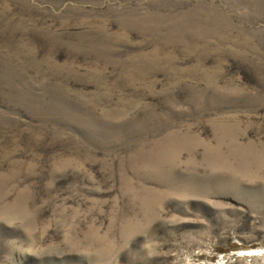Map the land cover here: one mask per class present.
I'll use <instances>...</instances> for the list:
<instances>
[{"label": "rangeland", "instance_id": "374dc122", "mask_svg": "<svg viewBox=\"0 0 264 264\" xmlns=\"http://www.w3.org/2000/svg\"><path fill=\"white\" fill-rule=\"evenodd\" d=\"M264 0H0V264H264Z\"/></svg>", "mask_w": 264, "mask_h": 264}, {"label": "bare ground", "instance_id": "6f19581e", "mask_svg": "<svg viewBox=\"0 0 264 264\" xmlns=\"http://www.w3.org/2000/svg\"><path fill=\"white\" fill-rule=\"evenodd\" d=\"M252 255H254V256H256V255H264V251L263 250H259V251H255L254 252V254H252Z\"/></svg>", "mask_w": 264, "mask_h": 264}]
</instances>
